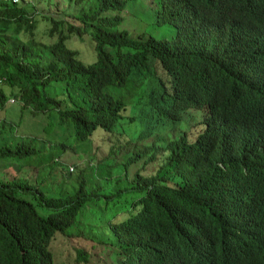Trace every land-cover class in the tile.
I'll use <instances>...</instances> for the list:
<instances>
[{
  "label": "trees",
  "instance_id": "1",
  "mask_svg": "<svg viewBox=\"0 0 264 264\" xmlns=\"http://www.w3.org/2000/svg\"><path fill=\"white\" fill-rule=\"evenodd\" d=\"M127 1L0 0V264H62L64 245L66 264H264V138L233 152L210 126L225 88L264 87V0H149L148 20ZM204 87V113L163 99ZM28 115L49 152L13 134ZM85 144L88 160L57 162ZM27 162L50 167L26 176Z\"/></svg>",
  "mask_w": 264,
  "mask_h": 264
},
{
  "label": "clouds",
  "instance_id": "2",
  "mask_svg": "<svg viewBox=\"0 0 264 264\" xmlns=\"http://www.w3.org/2000/svg\"><path fill=\"white\" fill-rule=\"evenodd\" d=\"M258 0H248L239 2V4L246 9V12L257 9ZM149 3V0H148ZM149 3V8H150ZM232 6V5H231ZM229 6V8L231 7ZM217 26L221 27L222 31H227L228 26L219 18L217 19ZM245 41V40H243ZM250 44H256L253 41L248 40ZM244 43V42H243ZM258 45V44H257ZM259 68L257 71H264V54L259 57ZM251 82H254L251 80ZM244 89L230 86L225 88V95L223 100L224 113H218L211 121V129L214 127L220 137V144L224 150L239 152L245 149V153L250 152V144L253 143L256 138H264V87L258 89V93L252 95L251 100L248 92L246 95L243 94ZM216 90L214 88L204 87L201 91H195L193 94L184 95L182 98H177L175 92L168 94L166 98H163L171 106V109L177 108L185 114H193L197 109L201 110L202 104L209 102L206 107L201 110L202 113L207 111L210 104H214ZM159 93V96H160ZM216 97V96H215ZM250 102L254 106L250 105ZM214 113L209 111L207 116H211ZM196 115V113H195ZM230 118V121L227 117ZM209 118V117H208ZM146 138V141L151 142V138Z\"/></svg>",
  "mask_w": 264,
  "mask_h": 264
},
{
  "label": "rangeland",
  "instance_id": "3",
  "mask_svg": "<svg viewBox=\"0 0 264 264\" xmlns=\"http://www.w3.org/2000/svg\"><path fill=\"white\" fill-rule=\"evenodd\" d=\"M125 11H127L128 13H134L135 16L137 17H140L141 19L143 20H148L147 17H148V13H150L151 9L149 8V3H148V0H128L126 2V6H125ZM146 17V18H145ZM146 24H148L147 21H145ZM155 36H158L160 34V31H155L153 33ZM163 34L164 35H168V32L166 30H163ZM82 46H83V50H81V58L82 59H88L90 60L91 59V50L90 48H88L85 44L82 43ZM128 94L125 95V97H127ZM8 102H12L13 101V98L12 97H9ZM24 117V120L23 121V124L21 125V128L23 129H20L18 131H14V135H21L22 137L26 136V137H33L35 138L34 140V143L36 145L40 144L42 149H43V152H49L50 150H52V142L51 141H55L56 138H51L50 140H48L44 135H43V132L40 130L41 128V125L43 123V119H39L36 118V117H33V116H23ZM20 128V127H19ZM50 135V134H49ZM43 136V137H42ZM39 138H44L46 141H43L41 143L42 140H40ZM149 139V138H147ZM135 144L137 145V147H140L142 146L143 142L141 140H135L134 141ZM93 145H77V146H74L73 149H74V153H79V152H83L85 153V155L82 156V158H78V157H74L72 155H69L70 152H66L64 153L61 157H55L57 158V162H60V163H63L65 164L68 168L69 167H73L74 166V163L77 164V165H80V163L84 162V160H88L91 156H92V153H93ZM128 148L131 150L133 149L134 147H132V143H130V141L128 142L127 144ZM136 147V148H137ZM126 150V147L124 149V151ZM74 157V158H72ZM119 157V155L117 156V158ZM120 159V158H119ZM92 161L95 162V159H91ZM140 162L142 161V158L139 160ZM140 162H138L140 164ZM40 164V165H39ZM27 162L25 163V166H26V171H25V174L26 176H36L37 175V172H38V169L41 168L42 170H44V172H47L49 170V167H50V162H46L44 164V166H42L43 164L41 162ZM42 164V165H41ZM135 163L131 164L130 165V168H129V173L128 175L126 176L127 178H130V175L131 173L133 172L135 166H134ZM147 169H151V167L148 165V167H146ZM12 171L14 173L16 172H19V173H22L23 170H16L15 167L11 168ZM11 169H8L9 171ZM73 170V169H72ZM3 171V168L0 167V172ZM57 173V169L54 170V173ZM87 172H89V170H87ZM96 177H98V173L95 175ZM59 178V177H58ZM57 178V180H58ZM125 178V177H124ZM73 179V177H69L68 179L65 180V182H69ZM91 181V184L90 185H94L96 183V185L100 184L99 180L95 177H91V179H88L87 182ZM64 182V183H65ZM66 184V183H65ZM91 208V206H86V209L85 211L80 215V221H79V224L82 226V227H88V225L92 226L93 227V230H94V223L95 222H98L97 221V215H100L102 216L103 215V210L101 209V206L100 204H95L93 205L91 211L88 210L87 208ZM95 210V212H94ZM89 228V227H88ZM87 228V229H88ZM61 245H60V249L62 247V242L60 241ZM59 245V244H58ZM65 246V245H64ZM63 246V248L61 249V256L59 258V261H62V264H66V261L65 259H63L66 254H67V249H65ZM97 250V249H96ZM56 262V263H57ZM68 264H70V262L68 261ZM106 264H109L108 261H106Z\"/></svg>",
  "mask_w": 264,
  "mask_h": 264
}]
</instances>
